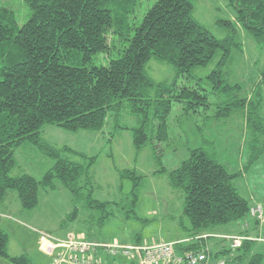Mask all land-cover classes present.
<instances>
[{
  "label": "trees",
  "instance_id": "16d2710c",
  "mask_svg": "<svg viewBox=\"0 0 264 264\" xmlns=\"http://www.w3.org/2000/svg\"><path fill=\"white\" fill-rule=\"evenodd\" d=\"M24 1L31 15L21 27L13 11L0 10V205L10 193H16L22 209L31 211L40 204V190L65 188L73 195L75 209L63 226L77 219V206L82 201L93 209H104L107 202L83 193V185L92 179L93 163L86 166L80 161L86 160L84 155L51 145L42 137L43 128L99 133L109 114L117 115L129 108L140 121L134 132L136 149L142 150L149 143L156 149L157 143L171 140L169 117L176 105L183 107L184 116L197 107H209L206 90L192 86L189 80L194 71L218 59L211 78L217 95L223 94L227 100L215 104L218 109L214 117L205 116L202 127L211 119L227 120L248 109L245 118L253 137V153L244 171L230 173L215 152L190 149V157L167 174L172 188L183 191L184 216L191 223L194 237L189 245H185L186 240L180 241L176 253H203L207 258L204 263L208 264L213 256V250L205 246L210 228L236 222L241 228L245 224L255 230L260 227L261 221L251 217L250 212L261 206L264 221L263 204H251L241 196L234 181L264 155V148L254 144L264 132V114L259 102L240 98V86L231 83L223 70L238 61L242 43L237 27L264 47V0H228L237 16L234 21H219L226 33L223 39L214 37L195 18L200 0H158L142 19L136 15L142 0ZM112 52H118L117 57L111 58ZM99 56L109 58L106 65L96 64ZM152 59L173 67L172 82L157 83L148 75L146 66ZM260 82L264 83V72ZM25 145L56 161L41 181L28 174L10 176L18 167L16 150ZM71 154L77 160L70 159ZM156 173L167 172L162 169ZM120 177L133 182L136 206L145 177L134 170H126ZM106 219L108 216L100 218L101 227ZM249 231L241 230L239 235L253 240L243 241L238 249H232L230 238L223 237L229 246L213 257L223 258L225 264H263L264 255L252 253L257 237ZM8 247L9 236L0 229V259L11 264H33L27 255L11 256Z\"/></svg>",
  "mask_w": 264,
  "mask_h": 264
},
{
  "label": "rangeland",
  "instance_id": "374dc122",
  "mask_svg": "<svg viewBox=\"0 0 264 264\" xmlns=\"http://www.w3.org/2000/svg\"><path fill=\"white\" fill-rule=\"evenodd\" d=\"M157 1L142 0L136 12L137 17L142 19L146 10ZM5 8L14 12L19 27L23 26L31 15L24 0H0V10ZM194 15L214 37L223 39L226 33L219 25V21H234L237 13L228 0H200L195 6ZM237 28L242 43L236 56L238 61L228 64L229 69L224 68L223 73H226L224 76L231 83L240 86V98L259 102L264 114V83L260 82L261 74L264 72V47L259 46L245 29L240 26ZM117 55L118 52H112L110 56L115 58ZM108 60L107 56H99L96 64L106 65ZM217 63L218 59H215L208 67L194 71L193 78L189 80L192 86L200 85L206 90L209 107H197L189 116H184L183 107L176 105L169 117L171 140L169 143L157 144L154 141L157 145L156 149L151 143L142 150L136 149L134 132L139 128L140 121L129 108L117 115L109 114L103 131L99 133L92 131L73 133L56 126L44 127L42 137L51 145L56 148L68 147L84 155L86 160L80 158V161L86 166L93 163L90 167L92 179H89L90 183L83 185V193L108 204L104 209H93L87 206L86 201H82L77 206L79 210L77 219L66 222L63 226L67 216L75 209L73 195L67 189L58 188L49 192L40 190V204L31 211L23 210L18 195L10 193L14 196L10 194L7 196V211L9 215L12 214V219L16 218L22 224L19 225L14 221L5 228L9 236V254L11 256L27 254L33 264L62 263L68 253L60 240L71 236L72 232L81 240L110 246H133L137 245L138 241L146 245L153 240L160 243L186 240L185 245L193 243L191 223L184 216L183 191H175L172 188L167 174L190 157V149L204 148L210 153L215 152L218 161L230 173L244 171L253 153L250 147L253 137L250 135L245 118L248 109L239 111L227 120L216 121L208 117L211 119L210 122L202 127L205 116L214 117L218 109L215 104L227 100L223 94L217 95V89L211 78ZM146 72L157 83L165 81L170 83L174 78L173 67L156 59H152L147 64ZM184 82L187 84L188 80ZM199 127L203 129V136L199 132ZM262 133L259 139L256 138L258 141L254 139L255 147L259 149L264 148V132ZM69 158L77 160L72 154ZM16 159L18 167L10 173V176L28 174L38 181L54 168L56 162L31 145L17 149ZM162 169L167 173H156ZM126 170H134L145 177L137 192L139 201L136 206L133 204V182L120 177V173ZM56 184L58 186L59 182L56 181ZM234 185L245 199L251 201L252 197H256L264 205V155L237 178ZM106 216L108 219L101 227L100 218ZM260 224L262 227L258 225L256 231L264 228V221ZM240 228V222H236L208 230L211 234L209 240L216 250L213 251V256L229 246L228 240H223L220 236H212L213 233L218 234L216 232H224L228 229L239 232ZM250 229L251 226H248V230ZM41 233L49 234L54 239L52 240L54 249L51 254L39 248ZM254 237L257 239L252 253L264 255V231L256 233ZM45 242L42 243L41 240L43 249ZM213 256L212 259L215 260ZM99 259L105 262V258L101 255ZM0 260V264H11L6 260ZM108 262L125 264L129 260L119 256Z\"/></svg>",
  "mask_w": 264,
  "mask_h": 264
},
{
  "label": "built area",
  "instance_id": "2783aa9c",
  "mask_svg": "<svg viewBox=\"0 0 264 264\" xmlns=\"http://www.w3.org/2000/svg\"><path fill=\"white\" fill-rule=\"evenodd\" d=\"M250 216L262 221L263 210L261 206H256L251 209ZM242 231L248 229V224H245ZM74 234H71V236ZM69 236L64 240H60L62 245L66 248L68 255L62 260L64 264H119L111 263L108 261H100L97 253L99 250H104L112 257H124L129 260L126 264H205L207 260L205 254L188 253L186 255H178L176 253V246L181 242L165 243V242H152L146 245H121L110 246L105 243H95L89 240H81L76 235ZM41 240L45 242V249L42 248L47 254H51L53 251V244L51 235L41 233ZM253 240V238L239 235L237 237L230 238L231 248L238 249L241 247L243 241ZM49 241V242H48ZM53 245V246H52ZM52 247V248H51ZM49 249V251H48ZM99 259V260H98ZM108 262V263H107ZM220 264H225L221 262Z\"/></svg>",
  "mask_w": 264,
  "mask_h": 264
},
{
  "label": "crops",
  "instance_id": "0c3cea01",
  "mask_svg": "<svg viewBox=\"0 0 264 264\" xmlns=\"http://www.w3.org/2000/svg\"><path fill=\"white\" fill-rule=\"evenodd\" d=\"M11 196H14V194H10ZM7 198L8 197H6V199H5V201L0 205V229L1 230H3V231H5V228H7V226H9V224L11 225V223L12 222H14V221H16L19 225H21L22 223L19 221V220H16V218H14V219H12V214L11 215H9V213H8V211H7V205H8V201H7ZM255 202H258V203H260V201L256 198V197H252V200H251V204L252 203H255ZM264 206V205H263ZM263 230H264V228H262ZM241 228H240V231L239 232H234L232 229H228V230H226V231H224V232H216V233H218V234H214L213 233V235L212 236H220L221 238H223V237H226V238H232V237H237V236H239V234H241L242 232H241ZM257 230V229H256ZM255 229H254V227H252L251 229H250V235H252V236H255V234L256 233H259L260 231H262V230H260V228H259V230L258 231H256ZM6 232V231H5ZM70 232V231H69ZM69 232H67V234H69ZM66 234V235H67ZM72 234H73V232H72ZM209 233H207V235H208ZM210 238H211V234H209L208 235ZM232 236V237H231ZM90 241V240H89ZM180 241H184V240H180ZM180 241H169V242H166L165 241V243H176V242H180ZM40 244H39V248H40V250H42V247H41V239H40ZM90 242H94V241H90ZM151 242H155L154 240L153 241H151ZM96 243V242H95ZM150 243V242H149ZM37 245H38V241H37ZM144 245V244H143ZM207 248H206V250H208V251H210V249H212L213 251H216V250H214V248H213V245L211 244V242H210V240L207 242V244L205 245ZM43 251V250H42ZM41 251V252H42ZM219 252V251H218ZM43 253V252H42ZM21 255H27V254H22L21 253ZM99 255H101L103 258H105V261L107 260V261H109V260H114V258L109 254V253H107V252H105L104 250H99L98 251V253H97V256L99 257ZM12 256H20V255H12ZM27 256H29V255H27ZM31 259V258H30ZM213 259H211L210 261H209V263L208 264H220L221 262H222V260H223V258H217V259H215V261H212ZM1 261V260H0ZM56 264H64L63 262L62 263H59V262H56ZM126 264V263H125Z\"/></svg>",
  "mask_w": 264,
  "mask_h": 264
}]
</instances>
